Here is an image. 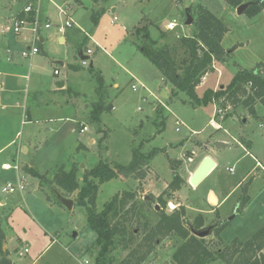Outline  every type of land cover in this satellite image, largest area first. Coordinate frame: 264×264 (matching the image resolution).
Returning a JSON list of instances; mask_svg holds the SVG:
<instances>
[{
    "label": "rangeland",
    "instance_id": "1",
    "mask_svg": "<svg viewBox=\"0 0 264 264\" xmlns=\"http://www.w3.org/2000/svg\"><path fill=\"white\" fill-rule=\"evenodd\" d=\"M29 4L37 9L40 23L51 25L42 29L44 42L32 59L22 57L32 47L30 24L25 23L20 34L13 33L17 15ZM201 6L227 27L222 46L237 47L227 62L214 63L215 72L197 89L202 96L207 89L228 85L240 69L264 62V12L258 17L239 15L224 0H0V227L14 264H95L99 252L87 210L76 201L79 190L69 195L75 201L69 210L26 167L49 177L63 167L75 169L81 188L87 171L101 161L128 165L136 148L152 154L143 188L139 190L135 178L104 183L96 200L99 212L116 194L138 190L140 204L154 201L143 212L155 225L162 210H156V198L176 172L184 183L166 213L181 205L190 221L202 217V229L227 223L221 234L224 244L235 238L247 241L264 228V107L257 104L254 115L242 105L225 108L221 101L193 108L183 93L175 95L177 90L133 44L141 22L152 23L151 37L159 46L191 36L193 25L184 22L186 9L195 14ZM170 23L177 24L175 30L167 28ZM88 50V65L82 66L80 53L88 57ZM59 83H64L65 92L58 90ZM10 91L14 94L4 99ZM164 91L167 98L162 97ZM103 106L110 108L95 119L93 112ZM219 110L222 118L215 117ZM212 119L220 128L212 126ZM178 121L182 125L177 126ZM218 143L226 146L219 148ZM206 156L217 162L216 168L193 187L190 177ZM20 180L26 184L23 192H3L7 184ZM245 187L250 203L231 220ZM206 240L214 241V232ZM183 243L171 235L143 264H173ZM127 254L119 248L109 256L120 262Z\"/></svg>",
    "mask_w": 264,
    "mask_h": 264
},
{
    "label": "trees",
    "instance_id": "2",
    "mask_svg": "<svg viewBox=\"0 0 264 264\" xmlns=\"http://www.w3.org/2000/svg\"><path fill=\"white\" fill-rule=\"evenodd\" d=\"M224 1L234 10L245 2V0ZM262 12H264V0H254L244 14L255 17ZM193 15L195 22L192 35L180 37L178 43L159 46L151 37L152 23L141 25V22L135 29L138 40L133 44L162 73L166 83L177 90L175 95L183 93L188 98L191 107L197 108L221 101L225 108L228 106L237 108L242 105L254 115L257 104L264 107L263 62L257 63L250 70L240 69L228 85L221 86L217 91L207 89L202 96L197 91L201 79L208 73L215 72L214 63L227 62L228 57L237 47L226 50L222 46L228 29L208 8L201 6ZM34 17V12L26 14L24 10L17 16L20 20L29 21L34 20ZM161 32L163 39L166 34L164 31ZM98 80L102 82V77L99 76ZM102 89L103 87H100V91ZM109 108L101 107L99 111L93 112V117L97 119L102 111ZM151 157L152 154H145L136 148L128 165H110L101 161L95 168L85 173L84 185L81 188L75 169L67 171L64 167L60 168L52 177H49V174L36 173L29 166L25 171L36 176L42 187H47L53 193L61 194L65 198L69 199V195L79 190L76 201L86 208L88 224L98 235L96 243L99 252L95 264H143L157 247L173 234L184 240L173 255V264H210L213 261H221L225 264H264V228L247 241L235 238L229 244H224L221 234L227 223H220L214 230L215 240L208 242L192 234V229L199 230L204 226L202 217H198L194 222L190 221L187 218L186 208L181 205L174 212L166 213L167 204L175 200V194L181 190L184 183L176 172L173 181L156 198L155 202L162 207V210L158 212L159 221L155 225L148 221L143 212V209L152 206L154 201L144 200L143 204H140L137 199L138 190L116 194L99 212L96 200L101 185L121 177L135 178L139 181V190L142 189V183L147 179ZM249 203L250 197L245 187L236 214L241 213ZM5 243L6 234L0 227V264H12L9 252L4 249ZM119 248L127 251L128 254L122 261L116 262L109 255Z\"/></svg>",
    "mask_w": 264,
    "mask_h": 264
},
{
    "label": "built area",
    "instance_id": "3",
    "mask_svg": "<svg viewBox=\"0 0 264 264\" xmlns=\"http://www.w3.org/2000/svg\"><path fill=\"white\" fill-rule=\"evenodd\" d=\"M24 12L26 14L34 12L35 13L34 20H32V21H29L27 19L20 20L16 17L14 24H13V33L14 34H20L22 30L26 29V28H23L24 24L25 23L30 24L31 28H29L28 30L32 31V40H31L32 47L28 48V50H26V51H23L22 57L26 58V59H32V57L34 55H36L40 52V49L37 47V45L43 39V37L41 35L42 29H49V28H51V25L48 21L45 24L40 23V21L38 20V11H37V9H34V6L32 4L27 5L24 9ZM60 12L64 15H66L67 17L69 16V14L66 11H63L62 9H60ZM112 23H114V22L112 21ZM72 26H73V22L69 18V20L66 23V27L70 28ZM176 27H177L176 23H171L169 25V29H171V30H175ZM6 30H9V28H7ZM61 30H63V28H61ZM91 54H92V52L90 50H88L87 51V56H88L87 59L89 58V55H91ZM87 65H88V63H87L86 59H82V66H87ZM58 73H59L58 70H55V75H57ZM206 81H207V75L201 79V82H200L199 86L197 87V89L200 86L204 85ZM132 88L134 91L137 90L136 85H133ZM219 115H222L221 118L223 117L224 114H223L222 110H219L218 114L215 117L217 118ZM211 124H212V126H214L216 128H220V124L217 123L214 119L211 120ZM180 125H182V123L178 121L177 126H180ZM85 131H87L86 126L81 130V132L83 133ZM15 168L18 170V167H15ZM231 171H232V169H231ZM25 189H26L25 182L20 180L16 185L7 184L6 187L3 188V192L4 193H16V192H23ZM24 253L25 254L29 253L28 247L24 248ZM20 256H22V254H20Z\"/></svg>",
    "mask_w": 264,
    "mask_h": 264
},
{
    "label": "water",
    "instance_id": "4",
    "mask_svg": "<svg viewBox=\"0 0 264 264\" xmlns=\"http://www.w3.org/2000/svg\"><path fill=\"white\" fill-rule=\"evenodd\" d=\"M252 5V2H246L243 3L241 6H239L236 10L238 12L239 15H242L245 13V11ZM185 25L186 26H192L194 24V17L192 15V11L191 9H186V17H185ZM80 58L81 59H87V57L83 56V53H80ZM62 64V63H61ZM58 86L60 88L64 87V83H59ZM163 98H167L168 97V93L166 91L163 92L162 95ZM226 145L224 143H218V147L222 148L225 147ZM216 168V163L215 161L210 157V156H206L204 161L201 163V165L199 166V168L197 169V171L192 175L191 179H190V183L192 184L193 187H197L198 185H200V183ZM57 198L59 200V202L64 205L65 207H67L69 210H72L75 201L72 199H68L63 197L61 194H56ZM212 198H215L213 195H211V203L213 204ZM217 205V204H216ZM156 210L159 211L160 210V206L157 205L156 206ZM237 214H235L232 218L234 219L236 217ZM218 227V224L215 225H211L209 227H207L206 229H199V230H195L192 229V234L199 238V239H206L208 237H210L214 230Z\"/></svg>",
    "mask_w": 264,
    "mask_h": 264
},
{
    "label": "crops",
    "instance_id": "5",
    "mask_svg": "<svg viewBox=\"0 0 264 264\" xmlns=\"http://www.w3.org/2000/svg\"><path fill=\"white\" fill-rule=\"evenodd\" d=\"M254 0H245V2L244 3H246V2H253ZM20 13V12H19ZM261 14H263V12L262 13H260L259 15H257V17L258 16H260ZM18 16V15H17ZM171 24V23H170ZM169 24V25H170ZM169 25H168V27L167 28H169ZM64 41V38L63 37H61L60 38V42L62 43ZM44 42V39H42L41 41H40V43H43ZM28 48H30V47H28ZM62 62H60V65H63V63L61 64ZM264 63V62H263ZM135 85V84H134ZM4 85L1 83L0 84V87H3ZM59 91H61V92H65V89H64V87H62V88H59L58 89ZM8 94H14L13 92H8V93H5L4 95H3V98L4 99H6V100H9V97H8ZM29 121H31V116H29L28 115V118H27ZM8 145H10V144H8ZM25 150L27 151V149L25 148ZM1 151V150H0ZM215 161V160H214ZM216 162V161H215ZM216 165H217V162H216ZM2 166L4 167V168H6V169H9L10 168V165L9 164H7V163H3L2 164ZM17 167V166H16ZM195 172V171H194ZM194 172L192 173V175L194 174ZM192 175H191V177H192ZM190 177V178H191ZM214 204H218V200H217V202L216 201H214ZM7 239V238H6ZM4 249H5V246H4ZM6 250V249H5ZM12 261V260H11ZM12 264H14L13 262H12Z\"/></svg>",
    "mask_w": 264,
    "mask_h": 264
},
{
    "label": "bare ground",
    "instance_id": "6",
    "mask_svg": "<svg viewBox=\"0 0 264 264\" xmlns=\"http://www.w3.org/2000/svg\"><path fill=\"white\" fill-rule=\"evenodd\" d=\"M173 207V206H172ZM175 208V207H174Z\"/></svg>",
    "mask_w": 264,
    "mask_h": 264
},
{
    "label": "flooded vegetation",
    "instance_id": "7",
    "mask_svg": "<svg viewBox=\"0 0 264 264\" xmlns=\"http://www.w3.org/2000/svg\"><path fill=\"white\" fill-rule=\"evenodd\" d=\"M218 226H219V224H218Z\"/></svg>",
    "mask_w": 264,
    "mask_h": 264
}]
</instances>
